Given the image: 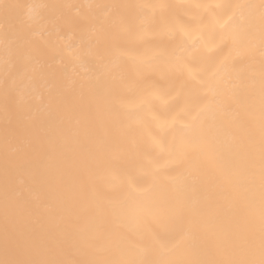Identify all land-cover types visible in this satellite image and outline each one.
Returning a JSON list of instances; mask_svg holds the SVG:
<instances>
[{
	"label": "snow or ice",
	"instance_id": "snow-or-ice-1",
	"mask_svg": "<svg viewBox=\"0 0 264 264\" xmlns=\"http://www.w3.org/2000/svg\"><path fill=\"white\" fill-rule=\"evenodd\" d=\"M22 7L0 0V12L6 19ZM138 7L159 8L162 13L173 7L198 10L192 17L194 26L184 22L179 13L176 22L168 25L162 16L158 20L155 12L143 25L146 30L165 25L169 33L179 35L180 44L167 52V59L180 74H187L193 95L184 107L159 118L163 135L152 170L129 176L126 182L116 181L112 187L105 188L92 179L97 155L92 148L91 128H85L83 139L57 144L38 138L14 149L13 157L6 153V167L31 166L47 190V200L53 204L41 201L47 220L37 230L32 227L33 218L39 221L42 217L22 202L21 193L5 187L0 264H264V0L259 4ZM201 42L211 43V47L207 64L197 71L176 48L183 52ZM13 43L16 47L9 48ZM5 47L26 61L22 79L27 80L31 97L21 103L6 94V121L9 113L17 110L30 123H50L57 119L60 110L68 109L67 97L72 94L91 97L98 112L111 114L112 124L121 122L126 107L123 91L113 86L115 77L110 79V62H91L95 47L91 38L70 36L62 46H55L49 42L33 44L22 35L9 38L6 33ZM234 49L241 50L238 55L247 56L258 50L261 58L259 106L257 109L253 89L245 106L253 126L246 128L242 136L229 131L243 127L238 114L228 118L231 102L239 100L242 90L229 72L237 61ZM121 55L130 52L124 50ZM164 55L161 51L132 58L141 71ZM130 86L144 90L140 81H133ZM5 139H18L15 130L6 127ZM194 155L202 158L199 165H193ZM182 167L183 185L170 190L158 183V174L166 175ZM69 169L79 174L76 186L63 183ZM209 170L211 199L200 196ZM209 225L219 243L215 251L207 250L209 258H200L196 236ZM121 229L132 230L141 243L147 241L145 251H154L157 258L115 259L114 255L125 247H135L124 236L113 240ZM65 245L76 247L81 258H58ZM177 250L193 258H164Z\"/></svg>",
	"mask_w": 264,
	"mask_h": 264
},
{
	"label": "bare ground",
	"instance_id": "bare-ground-1",
	"mask_svg": "<svg viewBox=\"0 0 264 264\" xmlns=\"http://www.w3.org/2000/svg\"><path fill=\"white\" fill-rule=\"evenodd\" d=\"M5 2L24 7L14 10L9 19L0 12V238L4 222L5 187L21 193L22 202L37 216L42 217L39 221H36L35 216L33 218L32 227L37 230L47 220V214L40 207L41 201L53 204L47 200V190L40 184L29 164L6 167V153L13 157L14 149L22 144L28 145L38 138L62 144L65 140L73 138L83 139L85 128H91L94 132L92 148L97 155L92 179L98 181L101 186L112 187L116 181L126 182L129 176H141L144 172L152 170L153 157L159 152L158 142L163 135L159 128V118L184 107L186 100L193 93L188 84L187 74H180L167 59V52L180 44L179 35L169 33L165 25H158L152 30H146L143 25L155 12L157 19L162 16L168 25L176 22V14L179 13L184 22L194 26L196 21L192 17L198 10L173 7L162 13L159 8L142 9L138 6L259 4L260 0H5ZM29 5L44 7L30 9ZM21 27H30L32 30L17 31ZM6 33L9 38L22 35L33 44L49 42L55 46H62L70 36L91 38L95 43L91 62H110L109 66L112 69L110 79L112 76L115 77L112 80L113 86L123 91L126 107L122 110L121 122L112 124L111 114L107 111L98 112L91 97L81 98L72 94L67 97L68 109L60 110L57 119L50 123L41 124L39 121L30 123L24 118L23 113L17 110L11 111L6 121L4 113L6 94L12 100L21 103L31 99L27 88L28 82L22 79L26 61L17 58L11 49L6 51ZM14 47L15 43L9 45V48ZM210 47L211 43L205 45L201 42L183 52L181 48H176V51L188 57L192 66L199 71L208 62ZM124 50H128L130 55L122 56ZM161 51L165 52L162 58L155 60L150 67L145 66L144 70L138 71L132 57H149ZM240 51L233 50V56L237 57V61L235 65L229 67L233 81L242 86L239 100L231 102L232 113L228 117L230 119L231 115L238 114L243 125L239 129H229L234 136H242L246 128L253 126L245 110L249 92L253 89L257 109L259 106L261 72L259 51L252 56L238 55ZM133 81H140L144 90L141 92L131 87ZM6 127L9 130L14 129L18 139H9L6 142ZM180 127L182 125L178 126V136ZM170 137L171 133L168 134V138ZM201 159L194 155L193 165H199ZM184 171L182 167L166 175L158 174V183L170 190L179 187L184 182L181 175ZM211 175L209 170L204 188L200 192L202 198L205 196L212 198ZM79 179L75 169H69L62 178L63 183L68 186H76ZM120 236L134 243L135 247H125L122 253L114 255L115 259L157 258L154 251H145L148 247L147 241L141 243L132 230H118L113 240L119 239ZM218 243L213 235L212 226H207L196 236L200 258H209L207 250L215 251ZM58 258L71 261L80 259L81 256L76 247L65 245ZM164 258L182 261L193 257L183 250H177Z\"/></svg>",
	"mask_w": 264,
	"mask_h": 264
}]
</instances>
